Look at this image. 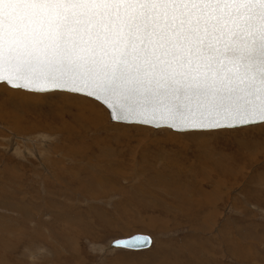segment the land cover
I'll return each mask as SVG.
<instances>
[{
	"label": "rangeland",
	"instance_id": "1",
	"mask_svg": "<svg viewBox=\"0 0 264 264\" xmlns=\"http://www.w3.org/2000/svg\"><path fill=\"white\" fill-rule=\"evenodd\" d=\"M14 91L0 83V264H264V125L118 124L84 96ZM135 233L151 246L107 248Z\"/></svg>",
	"mask_w": 264,
	"mask_h": 264
},
{
	"label": "snow or ice",
	"instance_id": "2",
	"mask_svg": "<svg viewBox=\"0 0 264 264\" xmlns=\"http://www.w3.org/2000/svg\"><path fill=\"white\" fill-rule=\"evenodd\" d=\"M0 83L87 97L118 124L264 125V0H0Z\"/></svg>",
	"mask_w": 264,
	"mask_h": 264
},
{
	"label": "bare ground",
	"instance_id": "3",
	"mask_svg": "<svg viewBox=\"0 0 264 264\" xmlns=\"http://www.w3.org/2000/svg\"><path fill=\"white\" fill-rule=\"evenodd\" d=\"M16 94H22V93H24V91L22 92V90L21 91H18V90H15L14 91ZM27 108V107H26ZM90 111H92V110H90ZM91 113V112H90ZM77 117L79 118V121H81L82 119H84L86 116L84 115V113L83 114H78L77 115ZM12 138V137H11ZM15 138V137H14ZM17 138V137H16ZM12 140H14V139H12ZM19 140V139H18ZM47 139H45V141H46ZM66 142V141H65ZM38 144V143H37ZM46 144V143H45ZM35 146H36V144H35ZM42 146V145H41ZM33 147V146H32ZM37 147H40V146H37ZM17 148V147H16ZM22 148V147H21ZM54 148V147H53ZM61 148V147H60ZM23 149V148H22ZM21 149V150H22ZM38 149V148H37ZM55 149H57V148H55ZM17 150V149H16ZM33 150H36L35 149V147H34V149ZM48 150V149H47ZM45 151V150H44ZM48 152V151H47ZM46 151H45V153H47ZM73 152V151H72ZM44 153V152H43ZM49 153V152H48ZM42 156V155H41ZM48 156V155H47ZM71 156H74V154H72ZM40 157V156H39ZM70 159V158H69ZM72 161H75V159L74 158H72L71 159ZM50 161H48V163H49ZM62 162V160H58L57 159V161L56 160H54V161H51L50 162V167H53V171H58V173H61L60 171H61V169H62V167L64 168V169H67L70 173L72 172V169L74 170L75 168H73L72 166H69L68 168H67V166H65L64 165V163H62V164H60ZM54 167H58V169H54ZM75 172H77V169H75ZM89 185H91V184H89ZM97 185V184H96ZM98 186V185H97ZM87 188H88V186H87ZM95 187L93 186V189H94ZM169 189H171V190H173L174 191V195L172 196L173 197V199H177V201H181V202H185L186 201V197L181 193V192H179L178 190H176L175 189V187L173 186V185H171V184H166L164 187H162V188H160V189H158V191H161V192H163V191H166V190H169ZM114 190V189H113ZM215 190V189H214ZM108 191V190H107ZM1 192H3V190H1ZM4 193V192H3ZM3 193H1V194H3ZM6 193H9V191L8 192H6ZM10 193L12 194V192L10 191ZM49 194H51V193H49ZM201 194L203 195V196H209L208 194H209V190H202L201 191ZM93 195V194H92ZM169 197H170V195H168ZM172 197H171V199H172ZM210 198L211 199H213V200H215V201H218V200H220V198L217 196V195H210ZM21 199V198H20ZM172 199V200H173ZM162 200H164V197L162 198ZM171 200V201H172ZM46 201H47V198H46ZM170 201V200H169ZM4 202V201H3ZM180 202V203H181ZM179 203V204H180ZM164 204H165V200H164ZM166 206V205H165ZM49 211V210H48ZM140 225H141V228H143V229H145V230H149V228L151 229V227L152 228H156L157 227V224L156 223H154V222H152V221H150V222H147V221H140V223H139ZM34 246V245H33ZM157 248V247H156ZM159 248V247H158ZM160 249H162V247H160ZM169 250H171V249H169ZM160 252V251H159ZM178 255V253L176 252V256ZM174 257V256H173ZM166 262V261H165Z\"/></svg>",
	"mask_w": 264,
	"mask_h": 264
},
{
	"label": "water",
	"instance_id": "4",
	"mask_svg": "<svg viewBox=\"0 0 264 264\" xmlns=\"http://www.w3.org/2000/svg\"><path fill=\"white\" fill-rule=\"evenodd\" d=\"M106 111H107V110H106ZM107 114H108V112H107ZM108 117H109V115H108ZM109 120L112 121L110 118H109ZM112 122H113V121H112ZM170 130H171V129H170ZM172 131H174V130H172ZM135 235H146V236L150 237L151 244H152V237H151L150 235H148V234H143V233H135V234H132V235H130V236H123V237H117V238H126V237L135 236ZM117 238H114V239H117ZM114 239H111L110 241L107 242V248H108V249H117V248H113V247L110 246L111 241L114 240ZM151 244H150L149 246H147L146 248L150 247ZM146 248H144V249H146ZM127 250H131V249H127ZM141 250H142V249H141ZM133 251H138V250H133Z\"/></svg>",
	"mask_w": 264,
	"mask_h": 264
},
{
	"label": "crops",
	"instance_id": "5",
	"mask_svg": "<svg viewBox=\"0 0 264 264\" xmlns=\"http://www.w3.org/2000/svg\"><path fill=\"white\" fill-rule=\"evenodd\" d=\"M157 248H158V246H157Z\"/></svg>",
	"mask_w": 264,
	"mask_h": 264
}]
</instances>
